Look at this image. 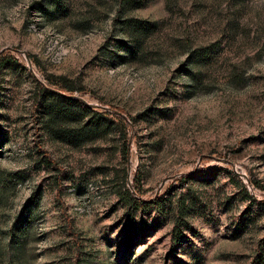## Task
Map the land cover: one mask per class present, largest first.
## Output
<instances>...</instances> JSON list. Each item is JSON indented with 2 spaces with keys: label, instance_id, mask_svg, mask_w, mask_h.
I'll return each instance as SVG.
<instances>
[{
  "label": "rangeland",
  "instance_id": "rangeland-1",
  "mask_svg": "<svg viewBox=\"0 0 264 264\" xmlns=\"http://www.w3.org/2000/svg\"><path fill=\"white\" fill-rule=\"evenodd\" d=\"M54 1L0 0V264H264V0Z\"/></svg>",
  "mask_w": 264,
  "mask_h": 264
},
{
  "label": "trees",
  "instance_id": "trees-1",
  "mask_svg": "<svg viewBox=\"0 0 264 264\" xmlns=\"http://www.w3.org/2000/svg\"><path fill=\"white\" fill-rule=\"evenodd\" d=\"M65 7L64 1L62 0H55L54 1V9L55 10H61ZM131 23V26L134 28L133 31L134 36L132 38V43L127 48V57L132 58V56L138 51L141 47V44L143 42V38L146 37L152 30V27L148 26L146 23H142L141 21H138L136 19H130L128 21ZM195 54V53H193ZM197 55V56H196ZM196 55L194 56V61L198 62H207L209 60V52L206 47H203L200 49V51L196 52ZM130 56V57H129ZM43 90L45 93H50L53 96H56L61 99L69 98L70 95L65 94V91H70L69 89H66V87L60 85V89L56 91L53 89V87L49 85H43ZM62 108L60 109L59 105H57L54 102H50L46 106V111L49 114L48 121H46V129L53 134V136L57 139H59L62 142L65 143H76L77 141L80 142L81 139L84 138V134H86L87 130L89 128L96 127L97 125H100L99 119H93L91 121H88L86 125L84 124L82 129L73 130L70 129L71 127L65 126L62 124L65 120H63V113ZM55 112L56 115H52V112ZM95 114L98 115V113L95 112ZM65 116V115H64ZM65 118V117H64ZM121 121L126 122L125 118H121ZM94 130L91 129L90 133Z\"/></svg>",
  "mask_w": 264,
  "mask_h": 264
}]
</instances>
